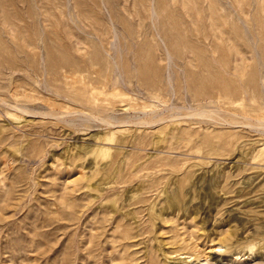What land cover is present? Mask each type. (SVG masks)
I'll return each mask as SVG.
<instances>
[{"label":"rangeland","instance_id":"obj_1","mask_svg":"<svg viewBox=\"0 0 264 264\" xmlns=\"http://www.w3.org/2000/svg\"><path fill=\"white\" fill-rule=\"evenodd\" d=\"M0 264H264V0H0Z\"/></svg>","mask_w":264,"mask_h":264},{"label":"bare ground","instance_id":"obj_2","mask_svg":"<svg viewBox=\"0 0 264 264\" xmlns=\"http://www.w3.org/2000/svg\"><path fill=\"white\" fill-rule=\"evenodd\" d=\"M91 93V92H90ZM177 191V190H176Z\"/></svg>","mask_w":264,"mask_h":264}]
</instances>
